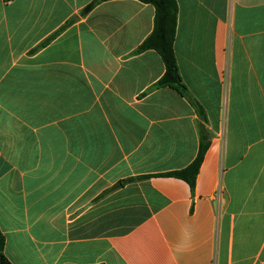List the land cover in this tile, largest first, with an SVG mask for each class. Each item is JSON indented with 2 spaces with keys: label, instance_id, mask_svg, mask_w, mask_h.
<instances>
[{
  "label": "crops",
  "instance_id": "0c3cea01",
  "mask_svg": "<svg viewBox=\"0 0 264 264\" xmlns=\"http://www.w3.org/2000/svg\"><path fill=\"white\" fill-rule=\"evenodd\" d=\"M0 0V230L12 264H264V0ZM198 106L205 114L202 119ZM208 150L192 188L166 174ZM132 179V181H130Z\"/></svg>",
  "mask_w": 264,
  "mask_h": 264
},
{
  "label": "trees",
  "instance_id": "16d2710c",
  "mask_svg": "<svg viewBox=\"0 0 264 264\" xmlns=\"http://www.w3.org/2000/svg\"><path fill=\"white\" fill-rule=\"evenodd\" d=\"M110 0H94L82 12L83 15L88 14L96 5ZM145 4L154 6L155 27L152 34L139 46L137 52H144L147 50H155L162 57L165 64V74L158 81L157 87H171L176 88L181 94L187 95V88L183 84L179 73L178 63L174 51V41L177 26V12L178 6L176 0H138ZM199 113L203 120L205 114L198 106ZM203 127L200 131V146L198 155L195 160L186 168L166 174L169 177H176L184 180L192 188L195 186L196 178L200 171V167L204 161V157L209 147L207 142V134L204 133ZM132 181V179H130ZM5 237L0 230V264H12L5 255Z\"/></svg>",
  "mask_w": 264,
  "mask_h": 264
}]
</instances>
